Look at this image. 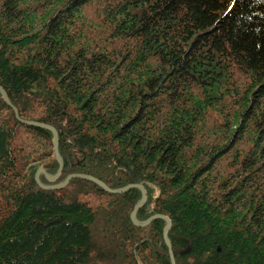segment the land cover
<instances>
[{"label": "trees", "instance_id": "1", "mask_svg": "<svg viewBox=\"0 0 264 264\" xmlns=\"http://www.w3.org/2000/svg\"><path fill=\"white\" fill-rule=\"evenodd\" d=\"M0 88L52 127L57 185H140L174 264H264V0H0ZM0 97V264H170L140 200L72 178Z\"/></svg>", "mask_w": 264, "mask_h": 264}, {"label": "water", "instance_id": "2", "mask_svg": "<svg viewBox=\"0 0 264 264\" xmlns=\"http://www.w3.org/2000/svg\"><path fill=\"white\" fill-rule=\"evenodd\" d=\"M0 97L2 98L4 103L12 110L15 119H17L20 124H22L24 126H28V127L46 129L52 134V150H53V154H54V159H55V161H56V163L58 165V169H57L55 175L48 176L47 174H45L44 170L41 167L37 168V170H36V172L34 174V181H35V183L37 184L38 187H40L42 189H45V190H58L60 188H63L68 183V181L70 179L79 178V179H84V180L90 181V182L98 185L99 187H101L107 193H111V194L124 193V192H126L127 190H129L131 188L137 189L140 192V200L135 205V207L133 208V211L129 215L130 222L136 227H144V226L148 225L151 221H154V220H157V219L163 221L164 222V228H163V231H162V240H163L164 245L166 246V248L168 250L170 264H174L173 257H172V254H171V247H170L169 242H168V240L166 238L167 232H168L169 227H170L169 220L166 217H164L162 215H158V214L149 217L148 219H146L143 222H137L135 220V218H134V214H135L136 210L139 209L145 203V200H146V193H145V190H144V188L142 186H140V185H128V186H126L124 188H121V189L111 190V189L106 188L101 182L97 181L96 179H94V178H92L90 176H87V175H80V174L69 175V176H67L64 179V181L62 183L57 184V185L42 186L38 182L39 175H42L44 177V179L46 180V182H48V183L55 182V180L60 175L62 163H61V160L59 159V157L57 155V152H56L57 134H56L55 130L52 127L48 126V125L37 123V122H33V121L19 119L18 116H17L16 109L10 104L5 92L1 88H0Z\"/></svg>", "mask_w": 264, "mask_h": 264}]
</instances>
